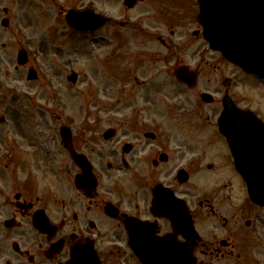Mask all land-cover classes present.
<instances>
[{"label": "flooded vegetation", "instance_id": "1", "mask_svg": "<svg viewBox=\"0 0 264 264\" xmlns=\"http://www.w3.org/2000/svg\"><path fill=\"white\" fill-rule=\"evenodd\" d=\"M125 1L15 0L5 11L35 21L45 13L64 25L66 12L90 9L106 24L82 35L81 62L90 68L95 60L97 95L68 125L67 144L62 126L4 127L0 117V264H177L182 252L192 264L261 262L264 210L243 193L198 188L206 168L231 156L217 127L193 123L215 120L199 87L174 77L187 66L174 56L186 42L176 48L178 32L156 30L164 8L197 20L198 0H135L133 9ZM122 51L135 61L118 63V75L114 52ZM194 65L190 71L207 75ZM4 89L0 83V109ZM202 89L222 94L211 80ZM223 94L242 98L229 83ZM212 158L221 163L205 166Z\"/></svg>", "mask_w": 264, "mask_h": 264}, {"label": "rangeland", "instance_id": "2", "mask_svg": "<svg viewBox=\"0 0 264 264\" xmlns=\"http://www.w3.org/2000/svg\"><path fill=\"white\" fill-rule=\"evenodd\" d=\"M2 4H5V6L9 5L5 0H0V5ZM164 12L165 13H160L162 17H165L162 24L156 26V30L162 31L167 36H170L172 31L178 32L176 47H178L180 43L186 42V45H184L186 48L174 56L184 57V61L187 64L203 65L202 67L207 69V75L205 81H202V84H207L211 79L213 81L212 87L215 89L222 90L223 81L236 78L239 84L241 83V87L235 89V91H239L242 95V106L254 112L264 120V84L251 76L243 74L241 70L225 62L220 55L209 52L208 45L202 38V29L199 24L184 20V17L179 15L177 11L175 13H166L169 12V10L164 8ZM3 19L4 16L0 15V83L4 85L6 91V106L1 109V114H5L6 118H9L12 123L11 125L16 127H35L39 122H47L45 126H51V120L41 119L44 117L41 112L60 111L61 113H66V116H80L81 112L85 109L84 100L87 99L90 94L88 93L89 89L93 87L92 90L96 92V74L98 72L94 66L95 61H91V67L87 69L80 63L79 52H73L75 48L80 46L81 39L74 34L70 35V56H66L65 59L67 60L70 57L74 61L72 66H68V64L65 63V66L62 64V69L54 70L48 68L47 62H45L47 67L44 66L40 68L41 72L45 75L52 74L58 85L63 89L64 99L67 105V107L63 109L53 100L50 90L42 78H40L41 80L38 82L29 83L27 81V75L30 69L26 68L21 70L20 68L18 71L16 69L18 67L17 54L20 49L30 47L32 53L37 54L38 50L45 52L51 51L50 44L58 43L59 40L55 41L53 38L57 36L56 33L52 34L54 30L50 28L52 22L47 18H41L42 21H38L36 31L42 32L43 36H48L45 38V45L41 44L44 41L43 37L35 41L32 39L34 45H28L23 44L22 40H24V38H20L14 28L12 31L10 29H2L1 21ZM14 26H16L15 23ZM89 41H91V39H89ZM184 52L188 54L184 55ZM31 56L33 57V55ZM132 59L133 58H129L128 61H132ZM119 60V57H116L115 63L117 65L115 64V67L117 73V70L124 69L118 64ZM122 62H125V60H122ZM103 69L105 68L103 67ZM74 72L80 76V80L75 86L70 84L67 80ZM86 91L87 98H84L83 95ZM18 96L19 102L17 103L16 98ZM207 109L213 112L214 118L217 117V115L219 116L221 112V106L218 105L207 107ZM45 115L47 116V114ZM66 120L62 122H67ZM195 121H197V119H195ZM55 122L56 121H54V123ZM55 126H59V123H55ZM204 126L208 127L209 123H204ZM201 133L202 132H200V134ZM214 147L215 142L210 146V149ZM208 161L212 163H221L215 158ZM203 183L205 190H223L224 194L241 195V193H243L247 196L245 184H243L239 176L235 174L234 168L233 166L231 167V165L229 168L222 163L216 174L209 176V178L205 177ZM263 249L264 248H262V250Z\"/></svg>", "mask_w": 264, "mask_h": 264}, {"label": "water", "instance_id": "3", "mask_svg": "<svg viewBox=\"0 0 264 264\" xmlns=\"http://www.w3.org/2000/svg\"><path fill=\"white\" fill-rule=\"evenodd\" d=\"M200 2L201 23L211 49L221 52L225 59L240 66L247 73L264 78V0L251 1L252 6L256 5L259 10L258 33L249 32L251 25L242 13L229 11L227 0ZM220 128L234 151L238 170L250 186L253 202L264 207V147L255 149L251 143L246 142L247 139L238 137L247 134L264 135V125L253 115L240 112L226 101ZM245 128L247 129L244 130Z\"/></svg>", "mask_w": 264, "mask_h": 264}]
</instances>
